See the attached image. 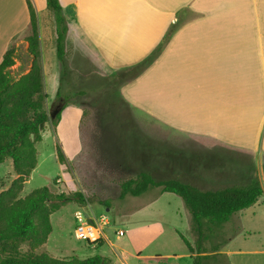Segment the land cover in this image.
<instances>
[{
  "label": "crops",
  "instance_id": "obj_1",
  "mask_svg": "<svg viewBox=\"0 0 264 264\" xmlns=\"http://www.w3.org/2000/svg\"><path fill=\"white\" fill-rule=\"evenodd\" d=\"M31 1L39 34L57 33L55 16L48 9L47 0ZM59 2L68 25L67 51L74 49L77 54V46H86L90 61L108 70L131 72L123 75L127 79L124 93L128 99L149 113L148 116L166 119L173 125V177L158 178L156 173L161 169L153 162L138 161L141 167L138 173L145 171L157 180L175 179L203 190H218L225 179L221 169L225 165L220 161L218 164L204 161L203 157L192 160L187 152L204 155L230 146L249 162L252 156H257L255 151L264 153V0ZM189 13L192 17L186 18ZM179 22V28L170 33L163 50L145 64L171 27ZM30 33L26 0H0V63L5 52ZM54 49L50 43L48 56ZM44 81L43 76L48 102ZM169 101L173 106L165 104ZM68 108L76 110L73 117L80 120L81 109ZM68 108L63 110L62 119ZM166 134L168 131L154 132L145 140L162 143V135ZM193 134L199 137L186 136ZM79 139L77 152L81 150ZM233 171L230 181H240L233 177L238 176ZM255 171L252 168L241 171L238 183H248L255 178ZM261 185L264 189L262 182ZM261 198L234 214L223 228L232 222L252 224L257 217L258 222L264 223V193ZM249 229L244 225L240 229L242 233L230 237L227 243H214L219 250L209 254L225 256L217 264H264V243L257 239L255 232H247L255 228ZM138 257L156 259L160 264H179L181 259L194 264L195 254L187 248L184 254L173 256V262L168 260L169 255Z\"/></svg>",
  "mask_w": 264,
  "mask_h": 264
},
{
  "label": "rangeland",
  "instance_id": "obj_2",
  "mask_svg": "<svg viewBox=\"0 0 264 264\" xmlns=\"http://www.w3.org/2000/svg\"><path fill=\"white\" fill-rule=\"evenodd\" d=\"M190 17L191 13L186 16ZM175 26L173 33L179 28L177 26H180V22ZM40 38V64L42 70L44 68L42 74L50 99L47 102L49 120L41 130L42 140L36 144V168L27 179L21 197L35 189L47 187L52 193L81 192L87 202L85 205L70 202L55 212L51 216L53 231L48 242L38 247L36 253H47L57 259H85L102 255L110 259V264H160L156 259L147 260L138 256L169 255L171 259L168 260L173 262V256L187 252L188 247L181 236L192 246H195L197 240L192 215L183 198L173 193H162L158 188L140 197H120L121 182L136 176L141 170L137 165L138 161L153 162L156 168L161 169L156 173L158 178L173 177V125L166 119L148 116L149 113L128 99L124 93L127 79L123 76L128 73L127 70L112 71L90 61L86 46L81 45L76 47L77 54L74 49L69 48L67 51L66 48L68 64L64 69L57 54V33H40ZM25 39L19 38L13 44L16 57L11 74L15 79L28 73L32 67L33 59L28 54ZM50 43L55 49L48 56ZM60 88L62 98L57 97ZM65 103L66 108H80L81 118L75 119L73 116L76 110L68 108L63 119V112L61 114L62 122L60 120L61 123L54 127L52 114L58 106L62 108ZM165 104L173 106L171 101ZM160 131L169 133L162 135V143L145 140L152 133ZM186 136L199 137L194 134ZM79 137L81 150L77 152ZM58 147L65 155L66 161L63 163L58 158ZM235 152L237 151L228 146L204 155L192 151L187 152V155L192 160L203 157L204 161L216 164L220 161V164L225 165L221 167L225 175V179L218 185L221 188L239 184L241 171L251 168L256 170L255 178L264 184V153L255 151L256 160L252 156L253 160L249 162ZM233 170L238 173V176L233 177L240 180L235 183L230 181ZM16 176L13 161L7 158L0 165V192L9 188ZM78 211L97 219L105 216L109 220L110 226L105 230L108 238L102 245L99 243L92 247L87 242L76 239L75 214ZM258 219L259 217L254 218L255 222L252 224L232 222L225 228L222 227L218 236L213 238L212 243H206V247L211 249L214 243H227V239L242 233L240 229L244 225L250 227L249 230L255 228V231L247 232H255L257 239L264 243V223L258 222ZM119 228L126 233L118 238L115 230ZM179 264L187 262L181 259Z\"/></svg>",
  "mask_w": 264,
  "mask_h": 264
},
{
  "label": "trees",
  "instance_id": "obj_3",
  "mask_svg": "<svg viewBox=\"0 0 264 264\" xmlns=\"http://www.w3.org/2000/svg\"><path fill=\"white\" fill-rule=\"evenodd\" d=\"M26 3L30 13L31 33L25 40L28 54L33 59L31 70L18 79L12 76L11 68L15 65L16 57L14 46L5 52L0 63V165L11 158L17 175L9 188L0 192V264H110V259L102 255L85 259H57L47 253H36L38 247L48 242L53 231L51 216L67 203L85 205L87 199L78 191L52 193L47 187L35 189L21 197L24 185L37 165L36 144L42 140L40 126L49 120L47 94L44 91L40 65L37 14L32 1L26 0ZM47 6L55 16L58 59L66 69L68 25L59 0H47ZM174 27L175 25L171 27L169 34L145 64L163 50ZM61 92L60 88L58 98H62ZM66 106L65 103L52 119L54 127L58 126ZM58 158L62 163L66 161L59 147ZM155 188L162 193L182 197L189 209L197 236L195 246L181 237L190 253L195 254L194 264H217L225 259L222 254L210 255L209 252H217L219 247L212 246L211 251H208L206 243H212L219 230L234 214L256 204L264 193L258 178H253L246 184L203 190L175 179L157 180L152 174L142 171L121 182L120 197H140ZM99 243L101 245L102 241Z\"/></svg>",
  "mask_w": 264,
  "mask_h": 264
},
{
  "label": "built area",
  "instance_id": "obj_4",
  "mask_svg": "<svg viewBox=\"0 0 264 264\" xmlns=\"http://www.w3.org/2000/svg\"><path fill=\"white\" fill-rule=\"evenodd\" d=\"M76 227L74 234L76 239L87 242L88 245H97L100 241L107 239L106 227L110 226L109 220L105 216L97 219L95 216L78 211L75 214ZM126 231L122 228L115 230V235L119 238L124 236Z\"/></svg>",
  "mask_w": 264,
  "mask_h": 264
},
{
  "label": "water",
  "instance_id": "obj_5",
  "mask_svg": "<svg viewBox=\"0 0 264 264\" xmlns=\"http://www.w3.org/2000/svg\"><path fill=\"white\" fill-rule=\"evenodd\" d=\"M61 110V106H58L57 109L53 112L52 114V118H55V116L59 113V111ZM45 123H42L41 126H40V130L43 129Z\"/></svg>",
  "mask_w": 264,
  "mask_h": 264
}]
</instances>
